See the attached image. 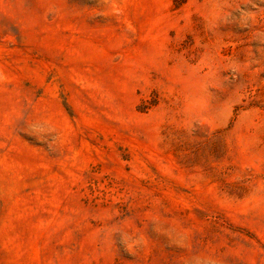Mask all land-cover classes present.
Wrapping results in <instances>:
<instances>
[{"label": "rangeland", "instance_id": "rangeland-1", "mask_svg": "<svg viewBox=\"0 0 264 264\" xmlns=\"http://www.w3.org/2000/svg\"><path fill=\"white\" fill-rule=\"evenodd\" d=\"M0 264H264V0H0Z\"/></svg>", "mask_w": 264, "mask_h": 264}]
</instances>
